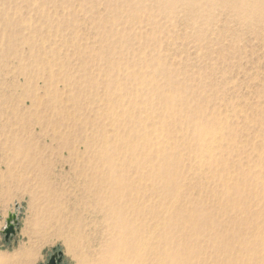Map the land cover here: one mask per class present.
<instances>
[{
  "label": "rangeland",
  "instance_id": "374dc122",
  "mask_svg": "<svg viewBox=\"0 0 264 264\" xmlns=\"http://www.w3.org/2000/svg\"><path fill=\"white\" fill-rule=\"evenodd\" d=\"M139 1L147 6L144 13L154 15L163 10L153 0ZM205 2L208 1L202 4ZM258 7L264 10V0ZM115 9L130 14L126 8L117 6V0H0V50L4 33L20 32L21 38L34 41L29 48L21 45L18 36L8 58L4 55L6 51L0 52V259L9 261L28 252L33 258L22 264H45L53 253L62 252L64 264H94L95 253L105 241L101 239L104 228L99 236L94 235L96 216L90 206L77 207L81 199L87 204L93 199L84 191L85 180L79 175L82 167L90 173L88 155L83 154L85 149L79 142L62 143L59 134L64 130H59L56 123L49 126L48 122L54 121L48 108L50 96L46 97L45 92L52 87L50 72L57 75V81L72 78L65 80L66 91L71 94L77 92L75 79L102 76L103 65L91 60L89 53L104 45L106 31L112 33L106 44L116 51L122 49L127 56L126 61L122 57L121 63L131 71L138 72L140 60L152 54L164 57L168 70L178 73L175 83L185 85L198 96L190 98L194 107L203 104L206 109L217 110L220 118L229 119L227 126L235 130L236 143L246 149L243 156L235 153L229 156L231 167L243 165L247 175L249 170L255 175L263 173L264 11L241 21L228 3L218 0L215 6L199 12L174 8L177 12L173 19L158 17L151 23H139L125 18L113 23L108 12ZM101 20L107 25L103 26ZM131 27L137 29L130 31ZM200 31L204 36L199 39ZM120 36L125 38L123 44L132 45V50L116 44ZM33 57L45 65H35ZM65 59L71 67L62 70L56 62L63 64ZM47 61L53 63L52 68ZM159 81L163 84L165 80ZM99 83L95 94L89 91L79 102H68L71 114L79 111L77 119L94 120L91 110L104 105V85L102 80ZM53 86L61 92L65 89L60 83ZM36 99H40L42 106ZM174 133L180 138L179 131ZM91 134V130L85 131L79 135V141ZM185 148L182 146L180 151L186 162L191 150ZM257 160L262 164L260 167L255 165ZM199 180L195 186L200 184ZM202 182L207 184L205 189L210 187V192L198 188L194 191L195 198H204L210 208L218 206L211 192L219 184ZM250 206L260 210L262 217L264 202H250ZM12 213L18 216L17 234L6 242L3 231ZM241 213L237 210L215 216L222 221L223 237L231 233L227 218L241 221L254 216ZM80 219L82 224L78 223ZM243 232L252 231L247 227ZM239 239L233 242L234 246H238ZM200 243L205 254L215 252L206 243ZM209 260L210 257L200 256L196 262L204 264Z\"/></svg>",
  "mask_w": 264,
  "mask_h": 264
},
{
  "label": "bare ground",
  "instance_id": "6f19581e",
  "mask_svg": "<svg viewBox=\"0 0 264 264\" xmlns=\"http://www.w3.org/2000/svg\"><path fill=\"white\" fill-rule=\"evenodd\" d=\"M153 1L163 9L159 14L144 13L147 6L139 0H117V6L126 8L129 15L119 13L118 9L108 13L113 23L125 18L151 23L158 17L173 19L177 7L199 12L218 3V0ZM203 1L208 2L202 4ZM223 1L241 21L264 11L258 7L262 0ZM101 23L107 25L106 21ZM136 29L131 27L130 31ZM109 34L105 32L104 45L89 53L91 60L103 65L102 76L75 79L77 92L71 94L66 91L65 80L72 78L57 81V75L50 72L52 87L45 92L46 97L50 96L48 108L54 121L48 122L49 126L56 123L59 130H64L59 134L62 143L79 142L85 149L83 154L88 155L90 173L82 167L79 175L85 180L84 191L93 199L88 204L81 199L77 207L90 206L95 213V236H99L101 228L105 229L101 236L105 241L95 253L94 264H198L196 259L200 256L210 257L204 264H264V212L259 217L260 210L250 206V202H264V166L260 175L251 170L247 175L243 165L231 167L229 156L232 153L243 156L246 149L236 143L235 130L227 126L229 119L220 118L215 113L217 110L206 109L203 104L194 107L190 98L198 96L185 85L175 83L178 73L168 70L160 55L141 59L138 72L131 71L121 63L122 57L126 61L127 56L122 49L116 51L106 44L112 37ZM198 34L199 39L203 38V31ZM2 36L0 52L6 51L4 55L8 58L21 35L11 32ZM124 41V36H120L116 44L132 50V45L123 44ZM19 42L29 48L34 46V41L28 38ZM32 61L35 65H45L37 57ZM58 62L62 70L71 67L68 59L63 64ZM52 64L47 63L49 68ZM159 78L165 80L163 84ZM100 80L105 91L104 107L91 110L94 120L77 119L79 111L71 114L68 102H79L89 91L95 94ZM55 83L65 86L63 92L53 88ZM36 101L42 106L40 99ZM33 107L37 108L35 104ZM159 110L161 113L156 115ZM87 130L92 131L91 136L79 141V135ZM174 130L181 133L180 138L175 137ZM182 146L191 150L186 158L188 164L181 154ZM255 165L262 164L257 160ZM198 178L219 184L211 192L218 206L210 205V208L204 198H195L194 191L198 188L204 191L207 185ZM197 180L200 184L195 186ZM205 190L209 191L210 187ZM237 210L254 216L241 221L227 218L231 233L223 237L222 221L215 216ZM78 223L82 224V219ZM240 225L245 227L242 229ZM247 227L252 232L244 233ZM239 237L238 246H234ZM200 242L215 252L205 254ZM32 256L24 252L9 261L0 259V264H22Z\"/></svg>",
  "mask_w": 264,
  "mask_h": 264
},
{
  "label": "water",
  "instance_id": "95a60500",
  "mask_svg": "<svg viewBox=\"0 0 264 264\" xmlns=\"http://www.w3.org/2000/svg\"><path fill=\"white\" fill-rule=\"evenodd\" d=\"M6 223L7 226L3 231V235L5 236L6 242H9L10 239L17 234V228L19 224L18 216L15 213L10 214ZM62 260H63V253L57 252L51 256L47 264H61Z\"/></svg>",
  "mask_w": 264,
  "mask_h": 264
},
{
  "label": "flooded vegetation",
  "instance_id": "af4514ba",
  "mask_svg": "<svg viewBox=\"0 0 264 264\" xmlns=\"http://www.w3.org/2000/svg\"><path fill=\"white\" fill-rule=\"evenodd\" d=\"M53 254H54V253H53ZM53 254H52V255H53ZM52 255H51V256H52ZM51 256L49 257L48 261L50 260ZM48 261H47L45 264H47ZM61 264H64V263H63V260H62Z\"/></svg>",
  "mask_w": 264,
  "mask_h": 264
}]
</instances>
